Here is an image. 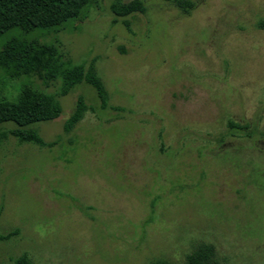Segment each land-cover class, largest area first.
Here are the masks:
<instances>
[{
	"label": "rangeland",
	"instance_id": "374dc122",
	"mask_svg": "<svg viewBox=\"0 0 264 264\" xmlns=\"http://www.w3.org/2000/svg\"><path fill=\"white\" fill-rule=\"evenodd\" d=\"M113 1L29 35L93 67L106 108L87 84L60 96L59 82L0 71V98L25 86L62 107L32 127L51 146L0 143V237L13 234L0 264H184L201 246L264 264V0H139L127 25Z\"/></svg>",
	"mask_w": 264,
	"mask_h": 264
},
{
	"label": "trees",
	"instance_id": "16d2710c",
	"mask_svg": "<svg viewBox=\"0 0 264 264\" xmlns=\"http://www.w3.org/2000/svg\"><path fill=\"white\" fill-rule=\"evenodd\" d=\"M94 4L95 0H0V38L11 33L0 48V71L3 76L12 80L36 76L45 85L59 82L56 93L60 96L84 83L94 89L101 107L106 108L107 93L93 67L63 59L53 42L29 38L36 30H55L57 33L71 25V22H83L88 17L89 8ZM110 10L115 20L122 19L127 25L124 18L142 13L144 6L139 0L128 3L114 0ZM87 109L84 99L79 97L64 124V131L70 132L83 118ZM61 113L62 107L56 95L21 87L13 100L0 98V143L10 133L20 143H32L39 147L51 146L32 127L37 123L54 121ZM7 123L13 124L14 129L9 132L3 130V125ZM229 127L231 130L236 128L232 123H229ZM11 236L13 234H7L0 239L7 240ZM11 264L31 262L25 255H19L11 260ZM151 264L168 263L157 260ZM184 264L219 263L211 246H201L186 258Z\"/></svg>",
	"mask_w": 264,
	"mask_h": 264
}]
</instances>
